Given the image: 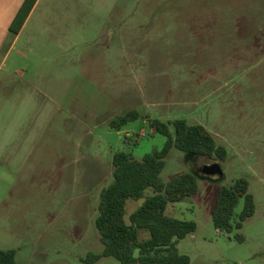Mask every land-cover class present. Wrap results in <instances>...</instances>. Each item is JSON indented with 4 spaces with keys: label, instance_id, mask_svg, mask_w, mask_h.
Listing matches in <instances>:
<instances>
[{
    "label": "rangeland",
    "instance_id": "obj_1",
    "mask_svg": "<svg viewBox=\"0 0 264 264\" xmlns=\"http://www.w3.org/2000/svg\"><path fill=\"white\" fill-rule=\"evenodd\" d=\"M131 110L201 124L228 150L222 177L202 173L220 162L175 148L161 174L199 175V193L167 208L198 225L177 244L190 264H264V0H40L0 70V250L18 264L103 253L95 221L113 155L142 160L166 142L141 119L110 127ZM239 178L256 212L224 233L219 189ZM143 202H128V222Z\"/></svg>",
    "mask_w": 264,
    "mask_h": 264
},
{
    "label": "trees",
    "instance_id": "obj_2",
    "mask_svg": "<svg viewBox=\"0 0 264 264\" xmlns=\"http://www.w3.org/2000/svg\"><path fill=\"white\" fill-rule=\"evenodd\" d=\"M37 1H25L10 26L12 34H19ZM140 119L148 123L151 135L166 137L165 145L142 160L123 151L113 155V181L100 194L95 221L104 251L101 254L90 253L84 260L86 264H95L103 257H113L121 264L191 263L190 257L182 254L177 244L195 233L198 225L195 221L169 216L167 208L199 193V175L185 172L165 182L161 174L174 148L189 156L204 157L220 164L228 159V150L205 126L185 119L165 122L131 110L113 119L110 127L121 131ZM148 189L154 192L150 196H146ZM140 199H144L143 204L129 215L128 222V202ZM242 200L244 208L236 215ZM255 212L256 203L250 192V183L246 178H239L232 185L220 187L212 220L217 230L230 234L235 229H242L244 222ZM142 232L148 233V238L142 239ZM237 238L243 240L241 234ZM16 256L15 250H0V264H18Z\"/></svg>",
    "mask_w": 264,
    "mask_h": 264
},
{
    "label": "crops",
    "instance_id": "obj_3",
    "mask_svg": "<svg viewBox=\"0 0 264 264\" xmlns=\"http://www.w3.org/2000/svg\"><path fill=\"white\" fill-rule=\"evenodd\" d=\"M25 1L26 0H0V70L5 64L13 46L21 39L28 21L40 2V0L36 2L19 34H12L10 32V26Z\"/></svg>",
    "mask_w": 264,
    "mask_h": 264
},
{
    "label": "water",
    "instance_id": "obj_4",
    "mask_svg": "<svg viewBox=\"0 0 264 264\" xmlns=\"http://www.w3.org/2000/svg\"><path fill=\"white\" fill-rule=\"evenodd\" d=\"M202 173L205 176H220L224 175V171L222 169V165L220 163H210L204 165L202 168Z\"/></svg>",
    "mask_w": 264,
    "mask_h": 264
}]
</instances>
